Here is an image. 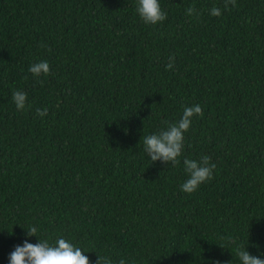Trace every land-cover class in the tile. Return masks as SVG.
I'll list each match as a JSON object with an SVG mask.
<instances>
[{"label":"trees","instance_id":"1","mask_svg":"<svg viewBox=\"0 0 264 264\" xmlns=\"http://www.w3.org/2000/svg\"><path fill=\"white\" fill-rule=\"evenodd\" d=\"M159 3L147 25L137 0H0V264L61 236L90 264H241L237 245L264 259V0ZM194 104L180 164L152 162L143 138ZM204 155L214 178L181 191L183 159Z\"/></svg>","mask_w":264,"mask_h":264},{"label":"clouds","instance_id":"2","mask_svg":"<svg viewBox=\"0 0 264 264\" xmlns=\"http://www.w3.org/2000/svg\"><path fill=\"white\" fill-rule=\"evenodd\" d=\"M229 5L236 7V0H224V10H230ZM136 13L147 25L162 23L167 18V13L162 10L159 0H137ZM186 14L199 16L193 6L187 8ZM221 14L220 7L214 6L210 9L211 16L219 17ZM174 64L175 56L170 54L165 69H173ZM28 72L36 78L51 74L47 60L31 64ZM11 98L17 111L31 107L27 103V93L22 90H14ZM35 111L38 117L48 114L47 107L37 108ZM203 115L204 110L201 105L186 106L179 121L164 122L166 128L145 136L143 138L144 151L150 160L152 162L158 160L163 163L170 162L172 166L180 164L179 158L184 151V133L190 129L193 117H202ZM183 165L188 178L180 185V190L187 194L194 193L202 183L210 182L214 178L216 164L211 162V158L207 155L200 157L199 160L185 157ZM37 231L36 227H32L27 231V235L37 237ZM84 252L86 251L63 236L57 238L54 243H49L47 239L39 240L36 244L25 240L22 246H16L10 253L9 264H90L89 258L84 255ZM236 253L241 264H264V259L251 255L245 250V245H237ZM96 264H113V261L107 256H97ZM118 264H126L125 259L121 258Z\"/></svg>","mask_w":264,"mask_h":264}]
</instances>
